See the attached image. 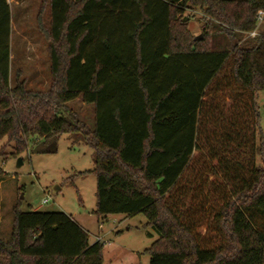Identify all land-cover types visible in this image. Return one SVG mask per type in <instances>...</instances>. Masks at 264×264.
Instances as JSON below:
<instances>
[{
    "label": "trees",
    "instance_id": "16d2710c",
    "mask_svg": "<svg viewBox=\"0 0 264 264\" xmlns=\"http://www.w3.org/2000/svg\"><path fill=\"white\" fill-rule=\"evenodd\" d=\"M203 3L231 26L230 39L252 33L264 13V0ZM49 6L50 93L30 94L9 86L11 12L0 0V140L24 152L37 136L28 151L54 154L72 135L91 148L95 214L144 215L158 237L150 264H264V166L256 165L264 34L221 50L196 48L195 37L174 50L183 11L173 0ZM78 98L94 105L89 132L58 112ZM35 102L53 110L30 122ZM0 264H103L102 243L90 244L64 213L16 211Z\"/></svg>",
    "mask_w": 264,
    "mask_h": 264
},
{
    "label": "rangeland",
    "instance_id": "374dc122",
    "mask_svg": "<svg viewBox=\"0 0 264 264\" xmlns=\"http://www.w3.org/2000/svg\"><path fill=\"white\" fill-rule=\"evenodd\" d=\"M223 1L242 4L244 0ZM7 2L11 12L9 86L23 84L27 93L48 95L51 87L50 43L47 39L49 0ZM173 4L183 11L174 18L178 24L174 33L176 28L180 31L174 36V50L179 44L183 50L191 48L192 40L198 36L201 41L194 47L212 50L228 49L237 39L249 37V34H238L240 36L230 39L227 31L231 26L218 19V13L212 8L206 12L203 0H173ZM255 30L256 35L264 34V13L258 18ZM234 33L237 34L235 30ZM256 103L258 145L260 138L264 144V92L258 93ZM32 106L38 114H29L30 122L43 111L50 113L53 110L50 106L38 108L36 102ZM58 112L68 119L74 117L85 125L88 132L94 128V105L85 104L79 98L66 103ZM19 136L23 138V135ZM73 137L62 135L54 154H31L28 151L31 143L39 139L37 136L28 138L24 152H18L17 142L7 138L0 140V241L11 239L16 211L61 212L86 232L90 243H102L103 264H150L147 250L158 237L146 226L144 215H111L107 219H98L95 214L94 151ZM19 159L21 164L17 167ZM263 161L264 154L256 158L257 167H263ZM53 186L59 189L55 194L51 190ZM44 200L45 204L42 203Z\"/></svg>",
    "mask_w": 264,
    "mask_h": 264
},
{
    "label": "water",
    "instance_id": "95a60500",
    "mask_svg": "<svg viewBox=\"0 0 264 264\" xmlns=\"http://www.w3.org/2000/svg\"><path fill=\"white\" fill-rule=\"evenodd\" d=\"M200 39H201L200 36H198V37L195 38V40H197V41L200 40ZM20 164H21V160L19 159V160L17 161V167H19ZM51 190H52V193L55 194L59 189H58V187L53 186V187L51 188Z\"/></svg>",
    "mask_w": 264,
    "mask_h": 264
},
{
    "label": "built area",
    "instance_id": "2783aa9c",
    "mask_svg": "<svg viewBox=\"0 0 264 264\" xmlns=\"http://www.w3.org/2000/svg\"><path fill=\"white\" fill-rule=\"evenodd\" d=\"M261 15H262V12H259L258 15H257V18H256V19H257V22H258V18H259ZM256 26H257V24H256ZM255 31H256V30H254L252 33H250L249 36L252 37V38L255 37V35H256V34H255ZM42 203L45 204L46 201L44 200Z\"/></svg>",
    "mask_w": 264,
    "mask_h": 264
},
{
    "label": "crops",
    "instance_id": "0c3cea01",
    "mask_svg": "<svg viewBox=\"0 0 264 264\" xmlns=\"http://www.w3.org/2000/svg\"><path fill=\"white\" fill-rule=\"evenodd\" d=\"M107 218H108V216H107L105 219H107ZM153 233H154V232H153ZM149 235L152 237V234H151V233H150ZM89 243H90V242H89ZM93 243H94V242H93ZM90 244H92V243H90Z\"/></svg>",
    "mask_w": 264,
    "mask_h": 264
}]
</instances>
